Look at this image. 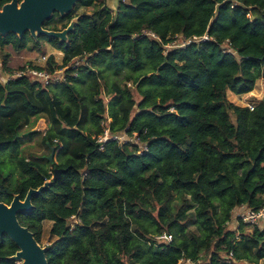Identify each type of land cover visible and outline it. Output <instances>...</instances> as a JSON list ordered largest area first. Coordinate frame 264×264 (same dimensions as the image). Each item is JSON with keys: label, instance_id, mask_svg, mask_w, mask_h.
Masks as SVG:
<instances>
[{"label": "trees", "instance_id": "trees-1", "mask_svg": "<svg viewBox=\"0 0 264 264\" xmlns=\"http://www.w3.org/2000/svg\"><path fill=\"white\" fill-rule=\"evenodd\" d=\"M79 16L68 43L0 35L1 49L47 43L61 52V63L48 57L50 72L69 67L58 84L0 81L1 202L24 200L66 171L18 214L39 244L43 222L53 223L48 264H264V229L228 226L242 205L264 209V101L251 111L227 97L264 83V0H119L118 16L105 0H80L44 28L66 29ZM185 40L193 42L167 49ZM9 58L2 71L12 74ZM109 118L112 133L136 135L138 145L101 146ZM38 119L48 124L46 152L23 154L39 135L25 129ZM163 233L173 241L157 243ZM18 250L1 237L0 264H17Z\"/></svg>", "mask_w": 264, "mask_h": 264}, {"label": "water", "instance_id": "water-1", "mask_svg": "<svg viewBox=\"0 0 264 264\" xmlns=\"http://www.w3.org/2000/svg\"><path fill=\"white\" fill-rule=\"evenodd\" d=\"M80 0H12L1 7L0 5V35L6 37L14 34L22 38L29 33L37 40L39 37L56 39L61 43H68V35L74 31L80 16L74 18L68 27L62 31H50L44 28L55 14L65 17L71 14ZM107 8L118 16L119 0H106ZM55 154L52 150L50 161ZM65 170H56L53 181L46 180L39 189L28 191L24 200L16 195L10 205L0 200V238L8 236L18 247V252L10 258L17 264H48L46 257L47 247L43 248L37 242L34 234L22 226L18 219L19 213L33 210L32 198L40 195L65 173Z\"/></svg>", "mask_w": 264, "mask_h": 264}, {"label": "rangeland", "instance_id": "rangeland-1", "mask_svg": "<svg viewBox=\"0 0 264 264\" xmlns=\"http://www.w3.org/2000/svg\"><path fill=\"white\" fill-rule=\"evenodd\" d=\"M106 1V0H105ZM99 8L98 6L88 8V9H81L78 13L81 14H93L95 11H97ZM59 27V26H58ZM61 28V26L59 27ZM64 30V29H62ZM59 30V31H62ZM182 41L179 43L181 44ZM51 45L47 43H43L42 49L41 50H32L31 48H27L26 50H23L21 52L15 51L14 48L12 47H5L4 49L0 48V81L3 83H7L6 81L10 79V76L12 78L13 73L18 72L24 68L27 65H33V66H43L44 61L41 59L43 57L48 58L50 56V53L55 51ZM56 52V61L58 63L62 62V57L63 55L59 52ZM5 55H9L10 58L8 60V65L9 67L14 71L12 74H7L3 73L2 71V61L3 57ZM14 76V75H13ZM61 75H58L60 77ZM120 77L118 80L122 85H124V81ZM115 79L112 74H108L106 81H114ZM102 84L104 85V81H102ZM86 94V91L84 92ZM87 95V94H86ZM228 100L233 103L234 105H237L239 107H249V106H257L259 103L264 101V83L262 80H258L256 83V87L254 91L250 94L243 95V96H236L231 92L227 93ZM106 99V98H105ZM35 131L39 133V135L31 142L26 141L22 148H23V154L29 155L30 153L36 154V155H41L44 154L45 148L41 146V138L44 137V133L48 130V124L45 119H38L34 120L33 123L25 129V131ZM129 141H132L134 139L128 138ZM133 142V141H132ZM233 219L232 222L229 225V228L235 229L238 226V219H237V213L234 211L233 213ZM52 222L51 221H44L43 222V237H42V242H41V247L45 248L47 247L51 240H50V229L52 227ZM264 224H261L260 227H263ZM191 230H195V227H191ZM249 232H251L250 229H248ZM202 259L198 261L195 264H202ZM20 264V263H19ZM193 264V263H192Z\"/></svg>", "mask_w": 264, "mask_h": 264}, {"label": "built area", "instance_id": "built-area-1", "mask_svg": "<svg viewBox=\"0 0 264 264\" xmlns=\"http://www.w3.org/2000/svg\"><path fill=\"white\" fill-rule=\"evenodd\" d=\"M143 34L148 35L152 39L161 42L160 38L157 37L152 32H143ZM208 39L209 38L206 36L203 38V40H208ZM192 42H193V40H189V41L185 40V41H182L181 44H179L180 42L175 41L174 43L168 45L167 49L184 47L185 45L191 44ZM224 45H225L224 46V52L233 53V50L231 49L228 41H226ZM41 60L44 61L43 66L27 65L23 69H21L20 71H18L16 73L14 72L13 73L14 76L12 75V78L10 76V79H8L6 82H8L9 80L17 79V78H21V77H27V78L31 79L32 82L40 83L43 86H47L50 84H58V83H62V82L66 81L65 71L69 67H65V68L60 69V70H55L54 72H50L47 68H45L47 65L48 58L43 57ZM79 65H81L80 61L75 60L74 66H79ZM58 75H61V76L58 77ZM248 108L251 111H254L255 107L249 106ZM111 122H112V120L109 118L107 120V123H103L104 134L98 138V143L101 146L106 144L109 141H116L119 145H124L127 143L138 145L139 139L136 137V135L135 136H129L128 133H126V132L117 133V134L112 133L110 130V126H109ZM128 138H130L131 140L134 139V140H132L133 142L129 141ZM55 143L57 145L61 146L58 141H55ZM234 211L237 213L238 226L233 230H237L240 224L258 226L261 230L264 229V228L260 227L261 224H264V209L254 210V209H250L246 205H242L239 208L235 209ZM234 211H233V213H234ZM72 219H73L72 229H74V226L77 223V219H76V217H73ZM229 225H230V223L228 224V226ZM154 240L159 244H168V243L173 241V236L169 235L167 233H163V234L155 236ZM230 257H232V254H230L229 258ZM192 263L195 264L197 262H193L189 259H183L180 261V264H192Z\"/></svg>", "mask_w": 264, "mask_h": 264}, {"label": "crops", "instance_id": "crops-1", "mask_svg": "<svg viewBox=\"0 0 264 264\" xmlns=\"http://www.w3.org/2000/svg\"><path fill=\"white\" fill-rule=\"evenodd\" d=\"M55 51H56V50H55ZM55 51L51 52V53H50V56H51V55L55 56V55H56V52H55ZM57 52H59V51H57ZM59 53H61V52H59ZM61 54H62V53H61ZM62 55H63V54H62ZM55 58H56V57H55ZM62 59H63V57H62Z\"/></svg>", "mask_w": 264, "mask_h": 264}, {"label": "flooded vegetation", "instance_id": "flooded-vegetation-1", "mask_svg": "<svg viewBox=\"0 0 264 264\" xmlns=\"http://www.w3.org/2000/svg\"><path fill=\"white\" fill-rule=\"evenodd\" d=\"M23 1V0H22ZM22 1H20L19 0V2L21 3ZM60 27V26H59ZM61 28H62V26H61ZM28 34V33H27ZM26 35V34H25ZM46 133V132H45ZM45 133H44V135H45ZM55 157V154H54V156H53V158H52V162H54L56 159L54 158ZM50 159V158H49Z\"/></svg>", "mask_w": 264, "mask_h": 264}]
</instances>
